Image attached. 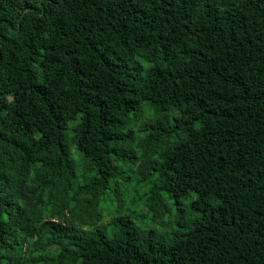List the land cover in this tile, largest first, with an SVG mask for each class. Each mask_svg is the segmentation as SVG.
<instances>
[{"label":"trees","instance_id":"1","mask_svg":"<svg viewBox=\"0 0 264 264\" xmlns=\"http://www.w3.org/2000/svg\"><path fill=\"white\" fill-rule=\"evenodd\" d=\"M0 264H264V0H0Z\"/></svg>","mask_w":264,"mask_h":264},{"label":"rangeland","instance_id":"2","mask_svg":"<svg viewBox=\"0 0 264 264\" xmlns=\"http://www.w3.org/2000/svg\"><path fill=\"white\" fill-rule=\"evenodd\" d=\"M72 153H73V158L78 162L79 155L74 151H72ZM132 180L134 181V177L132 178ZM129 187H130V194L128 197L125 198L127 202H126V207H125L124 213L130 214V212H132L131 214H133V218H132L133 222L137 226L142 227L143 229L155 230L156 232H158V234L160 236L162 233L170 232L172 230V228L175 226V224L173 223V220L175 217V207L172 206L171 204L169 205V211L164 218L165 222H163V226L166 227V229L163 230L160 228V226L158 224L153 222L152 215L143 211L142 207L140 205L138 206V205L133 204V201L131 200V192L132 191L134 192V189L131 188V186H129ZM102 209L107 216V215L115 212L114 203H112L110 200H107L106 202L102 203ZM107 218L109 219V217H107ZM108 219H106V222L108 221ZM106 222H103V224H105Z\"/></svg>","mask_w":264,"mask_h":264}]
</instances>
